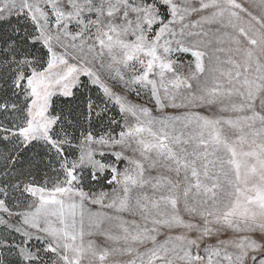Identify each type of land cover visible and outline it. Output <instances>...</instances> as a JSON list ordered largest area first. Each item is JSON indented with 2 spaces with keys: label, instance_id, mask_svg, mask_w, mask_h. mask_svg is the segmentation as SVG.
I'll list each match as a JSON object with an SVG mask.
<instances>
[{
  "label": "snow or ice",
  "instance_id": "6c2138e0",
  "mask_svg": "<svg viewBox=\"0 0 264 264\" xmlns=\"http://www.w3.org/2000/svg\"><path fill=\"white\" fill-rule=\"evenodd\" d=\"M0 264H264V0H0Z\"/></svg>",
  "mask_w": 264,
  "mask_h": 264
},
{
  "label": "rangeland",
  "instance_id": "374dc122",
  "mask_svg": "<svg viewBox=\"0 0 264 264\" xmlns=\"http://www.w3.org/2000/svg\"><path fill=\"white\" fill-rule=\"evenodd\" d=\"M242 3H244L246 6L250 3V0H241ZM169 112H175L176 110L168 109Z\"/></svg>",
  "mask_w": 264,
  "mask_h": 264
}]
</instances>
